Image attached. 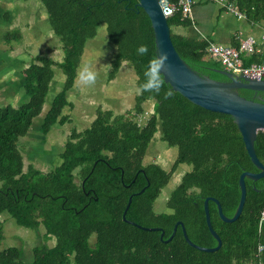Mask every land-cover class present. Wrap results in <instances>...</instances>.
<instances>
[{"label":"trees","instance_id":"16d2710c","mask_svg":"<svg viewBox=\"0 0 264 264\" xmlns=\"http://www.w3.org/2000/svg\"><path fill=\"white\" fill-rule=\"evenodd\" d=\"M234 1L250 21H264V0ZM42 2L54 33L61 38L64 56L62 60L34 56L19 73L18 104H0V247L5 238V214L35 230L41 240L27 258L19 246L0 248V264H264V250L258 253L259 244L264 245V227L262 231L258 228L264 208V177L246 179L245 205L233 222L224 221L217 204L209 201L213 227L222 239L216 251L190 245L180 225L171 241L165 242L160 230H145L123 219L129 197L145 187L133 195L128 219L162 227L164 239L181 220L195 243L215 246L217 240L206 221L205 198H218L223 212L231 217L240 199V174L258 169L231 115L193 103L167 82L159 94L140 90L144 72L157 51L152 22L139 0ZM6 16L10 19L12 15ZM188 16L177 10L168 17L176 49L201 75L228 80L219 71L224 68L221 62L209 52L211 41L177 30L192 25ZM102 24L116 46L108 79L117 76L124 62L130 63L135 73L138 92L133 107L122 113L99 107L87 128L72 129L53 168H25L21 138L33 131L35 118L43 115L38 128L42 136L57 125L72 122L74 104L68 94L86 56L87 43L97 36ZM21 37L18 30L4 34L7 41ZM141 44L148 45L147 55L137 54ZM57 70L65 76L63 87L53 94L45 110ZM238 91L254 97L250 89ZM259 93L264 98V92ZM149 102V115L142 124ZM159 130L161 140L177 148L171 169L144 162ZM255 149L264 163L263 130L258 132ZM181 164L191 169L173 189L167 209L156 211V199Z\"/></svg>","mask_w":264,"mask_h":264},{"label":"rangeland","instance_id":"374dc122","mask_svg":"<svg viewBox=\"0 0 264 264\" xmlns=\"http://www.w3.org/2000/svg\"><path fill=\"white\" fill-rule=\"evenodd\" d=\"M7 13H11V19H7ZM14 28L22 34L20 39L7 41L0 37V104L9 102L18 104L19 73L34 56L46 55L57 60H62L64 56L61 38L54 33L49 22L48 11L42 0H2L0 2V35L8 30L15 32ZM191 33H197V30L191 29ZM87 48L79 71L85 65H91L98 73L96 83L89 87H78L75 82L68 94L74 104L70 109L72 122L57 125L47 136H42L38 128L43 115L35 118L33 131L21 138L25 168L29 165L43 171L53 168L60 160L59 154L72 129L87 128L95 119L99 107L113 109L116 113L126 112L133 107L138 86L132 65L124 62L117 76L114 79H108L116 46L109 39L105 24L99 26L97 36L88 41ZM64 77L63 72L57 70L45 110L49 107L53 94L63 87ZM146 107L148 111L141 120L142 124L149 115L151 103H147ZM160 135L159 130L147 150L144 162L146 164L158 162L165 168L171 169L177 155V148L161 140ZM190 169V165L181 164L174 172L170 182L162 189L155 201L156 211L161 212L167 209L166 203L173 189L180 182L183 174ZM75 174L76 180L80 181L77 170ZM4 218L5 238L0 248L19 246L24 250L25 258H27L32 248L40 244L41 238L35 230L18 224L15 218L7 214ZM49 243L51 244L52 241Z\"/></svg>","mask_w":264,"mask_h":264},{"label":"water","instance_id":"95a60500","mask_svg":"<svg viewBox=\"0 0 264 264\" xmlns=\"http://www.w3.org/2000/svg\"><path fill=\"white\" fill-rule=\"evenodd\" d=\"M139 5L144 8L152 22L157 55L162 52L168 53V66L165 70V75L167 77L166 82L171 85L173 90L178 91L193 103L212 111L231 115L238 125L250 159L258 171L243 170L240 174V199L231 217L223 212L221 202L218 198L214 196H207L205 198L204 208L206 221L209 230L217 240L215 246H203L195 243L189 237L186 226L181 220L175 223L170 237L164 239L165 229L162 227L144 226L128 219L127 211L132 202L133 195L142 193L145 187L129 197L128 203L123 211V219L145 230H160L161 239L165 242L171 241L180 225L184 237L190 245L203 251H216L222 246V239L213 227L209 201L213 200L217 204L218 213L224 221L233 222L240 217L245 205L247 197L246 179L258 180L264 177V163L258 157L255 149V141L258 132L264 130V98L261 93H259L264 92V79H253L242 74H235L225 68L219 69V71L227 76L228 80H219L211 78L208 75H201L187 63L176 49L171 36V27L168 23V17L163 11L160 0H139ZM239 88L254 91V97L247 98L241 95L238 91ZM256 94L258 95L256 96ZM137 175L138 174H136L135 178ZM135 178L133 180H135ZM149 183L150 182H148V184ZM82 184L84 188V181Z\"/></svg>","mask_w":264,"mask_h":264},{"label":"built area","instance_id":"2783aa9c","mask_svg":"<svg viewBox=\"0 0 264 264\" xmlns=\"http://www.w3.org/2000/svg\"><path fill=\"white\" fill-rule=\"evenodd\" d=\"M197 0H160L163 11L167 17L173 15L177 10H181L186 16L192 11L193 5ZM215 2L223 7L226 11L231 12L237 18L246 17L245 12L239 7L234 0H206ZM237 38L239 45H225L212 42L209 46L210 54L221 62L223 67L235 74H242L253 79H264V59L255 60L245 64L243 56L250 53L264 50V29L260 37L255 35L243 36L240 33ZM264 131V130H263ZM261 213H264V208ZM261 213L258 222L259 231H262L264 225L261 224ZM264 250V245L259 244L258 253ZM261 264V263H260Z\"/></svg>","mask_w":264,"mask_h":264},{"label":"crops","instance_id":"0c3cea01","mask_svg":"<svg viewBox=\"0 0 264 264\" xmlns=\"http://www.w3.org/2000/svg\"><path fill=\"white\" fill-rule=\"evenodd\" d=\"M188 17L192 20V25L186 29L178 27V31H185L192 35L199 34L211 42L225 45H238L239 39L237 36L240 33H242L243 36L255 35L256 37H260L264 29V21L253 22L250 21L247 16L244 18H237L219 4L210 1H197L193 5L192 11ZM11 18L12 16L10 19ZM193 28L197 30V33H191V29ZM5 33L6 32L1 33L0 37L2 39H4ZM23 41L24 39L22 42ZM7 47H9V45ZM252 57H256L257 59L255 60L257 61L264 59V50L244 55V63H247V61H255L251 60Z\"/></svg>","mask_w":264,"mask_h":264},{"label":"clouds","instance_id":"9594fccd","mask_svg":"<svg viewBox=\"0 0 264 264\" xmlns=\"http://www.w3.org/2000/svg\"><path fill=\"white\" fill-rule=\"evenodd\" d=\"M149 51L148 45L141 44L137 48L138 55H147ZM168 53L162 52L153 56L144 72L145 81L140 86L141 91L159 94L167 77L165 70L168 66ZM98 73L91 65H85L81 71L78 72L76 84L78 87H89L96 83ZM168 95H171L169 91ZM261 224L264 225V213H261Z\"/></svg>","mask_w":264,"mask_h":264},{"label":"flooded vegetation","instance_id":"af4514ba","mask_svg":"<svg viewBox=\"0 0 264 264\" xmlns=\"http://www.w3.org/2000/svg\"><path fill=\"white\" fill-rule=\"evenodd\" d=\"M259 94V93H258ZM258 94H256V96L258 95ZM255 95V94H254ZM262 95V94H261ZM158 163V162H157Z\"/></svg>","mask_w":264,"mask_h":264}]
</instances>
